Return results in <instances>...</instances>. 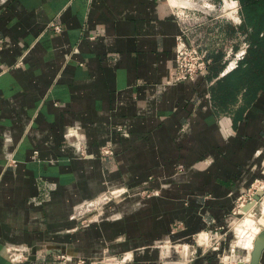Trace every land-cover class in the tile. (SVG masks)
<instances>
[{
  "label": "crops",
  "instance_id": "0c3cea01",
  "mask_svg": "<svg viewBox=\"0 0 264 264\" xmlns=\"http://www.w3.org/2000/svg\"><path fill=\"white\" fill-rule=\"evenodd\" d=\"M169 3L0 0V264L224 263L217 233L263 176L264 56L226 71L252 28L220 19L207 71L172 82Z\"/></svg>",
  "mask_w": 264,
  "mask_h": 264
},
{
  "label": "built area",
  "instance_id": "2783aa9c",
  "mask_svg": "<svg viewBox=\"0 0 264 264\" xmlns=\"http://www.w3.org/2000/svg\"><path fill=\"white\" fill-rule=\"evenodd\" d=\"M179 4L170 0V7L179 21L180 32L176 36V63L171 75L172 82L195 80L204 74L211 62L208 51L204 49L203 42H198L202 36V30L223 19L235 24H241L243 17L241 14V3L239 0H179ZM222 5V8L219 5ZM229 9V12L227 11ZM217 11V13H215ZM231 13L235 17H231ZM56 30H61L58 24H52ZM198 36V37H197ZM4 45V40L0 37V49ZM249 43L244 42L239 50L230 49L226 53V71L234 69L240 60L244 59ZM103 153L111 154L112 148L105 146ZM16 163V160H12ZM263 176L257 178L236 200L235 207L232 209V215L244 213L243 207L248 203L254 206L259 204L264 197V151H263ZM258 191H263V195L256 199ZM93 203L86 204L89 207ZM84 206V205H83ZM220 238L217 237L218 241ZM185 254L186 248L184 246ZM65 258V256H63ZM250 257L243 263L249 264Z\"/></svg>",
  "mask_w": 264,
  "mask_h": 264
},
{
  "label": "rangeland",
  "instance_id": "374dc122",
  "mask_svg": "<svg viewBox=\"0 0 264 264\" xmlns=\"http://www.w3.org/2000/svg\"><path fill=\"white\" fill-rule=\"evenodd\" d=\"M219 7L222 8V5L220 4ZM145 192L146 191L141 193L144 195L146 194ZM120 193L121 192H113L112 194L111 193L105 194L102 198L96 200L97 202H93L91 207L88 209V212L91 211L94 212L93 218H100L104 210L102 207L106 205L108 202H110L112 199L116 198L117 196H120L119 195ZM262 201L259 204H257L255 206V209L251 211L249 214H246L247 212L238 215L231 214L233 217L227 229L223 230V232L220 231L217 233V236L221 234L220 239L224 237L227 238L229 237L230 234L229 237L230 240L227 241L228 243L227 250L221 256L225 264H230L229 262L232 261L234 262L235 260H239L240 258L248 259L250 249L247 247L246 241L250 237H254L256 233H258L264 228V220H262L261 217L262 211L260 210V206H261L260 204H262ZM157 245H159V242L157 243ZM175 245H177L176 246L177 249L183 250L184 252L183 248L185 244H175ZM115 259L116 257H107V259H104V262L108 264H115Z\"/></svg>",
  "mask_w": 264,
  "mask_h": 264
},
{
  "label": "trees",
  "instance_id": "16d2710c",
  "mask_svg": "<svg viewBox=\"0 0 264 264\" xmlns=\"http://www.w3.org/2000/svg\"><path fill=\"white\" fill-rule=\"evenodd\" d=\"M239 1L241 3L243 23H246L252 28V36L250 38L251 42L249 44L247 54H250L253 59L256 58L255 63L260 65L259 57L264 56V34L261 36V33H264V0ZM237 80L238 79L235 81Z\"/></svg>",
  "mask_w": 264,
  "mask_h": 264
},
{
  "label": "water",
  "instance_id": "95a60500",
  "mask_svg": "<svg viewBox=\"0 0 264 264\" xmlns=\"http://www.w3.org/2000/svg\"><path fill=\"white\" fill-rule=\"evenodd\" d=\"M263 195V191H258L256 194V199H259ZM254 204L248 203L243 207V210L250 209ZM264 251V228L257 234L254 240V246L250 253V262L249 264H260L262 253Z\"/></svg>",
  "mask_w": 264,
  "mask_h": 264
},
{
  "label": "bare ground",
  "instance_id": "6f19581e",
  "mask_svg": "<svg viewBox=\"0 0 264 264\" xmlns=\"http://www.w3.org/2000/svg\"><path fill=\"white\" fill-rule=\"evenodd\" d=\"M227 11L229 12V9H227ZM231 17H232V13H231ZM260 210L262 211L261 213V217H262V220H264V199L262 201V204H260Z\"/></svg>",
  "mask_w": 264,
  "mask_h": 264
}]
</instances>
